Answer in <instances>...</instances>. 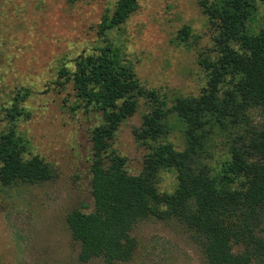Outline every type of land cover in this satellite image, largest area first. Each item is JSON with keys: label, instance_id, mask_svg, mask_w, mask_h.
<instances>
[{"label": "trees", "instance_id": "trees-1", "mask_svg": "<svg viewBox=\"0 0 264 264\" xmlns=\"http://www.w3.org/2000/svg\"><path fill=\"white\" fill-rule=\"evenodd\" d=\"M264 4V0H259ZM202 11L214 26L216 54L201 57L207 70L206 87L198 96H178L171 106L153 89H146L120 48L107 38L96 53H80L74 70L64 63L59 76L72 80L76 96L101 111L103 122L91 129L93 151L90 194L93 210H72L66 223L79 243L78 259L95 258L107 264L132 257L136 239L133 224L142 218H174L193 232L209 264H264V14L258 22L257 0H201ZM138 8L137 0H117L99 24V33L119 28ZM189 28L180 29L181 40ZM19 88L7 108L10 123L0 132V182L40 183L53 177L41 156L24 158L26 140L13 120L21 115L20 101L30 95ZM142 97L149 111L134 135L149 142L138 174L125 169V158L109 148L121 122L132 116ZM257 107L261 121L250 128L249 111ZM175 116L184 148L165 140ZM11 121V122H10ZM239 127V142L214 170L202 158L215 135ZM161 169L176 172V187L159 191Z\"/></svg>", "mask_w": 264, "mask_h": 264}, {"label": "rangeland", "instance_id": "rangeland-1", "mask_svg": "<svg viewBox=\"0 0 264 264\" xmlns=\"http://www.w3.org/2000/svg\"><path fill=\"white\" fill-rule=\"evenodd\" d=\"M116 1L0 0V132L10 124L6 111L17 90H31L19 99L22 113L13 123L26 140L23 157L37 154L53 169V177L40 183L0 182V264H107L100 258L81 262L79 243L66 223L74 209L93 210L90 135L103 119L101 111L76 96L71 78L59 76L62 63L74 70L78 54L96 53L107 38L120 48V58L140 84L155 90L168 106L176 97L198 96L206 87L208 72L198 60L216 54V31L201 0H137V10L102 36L100 21ZM257 4L256 26L264 14V4ZM184 26L189 33L181 40ZM148 111L149 103L140 97L136 112L121 122L111 140L108 152L124 157L130 174L142 170L149 150V142L134 135ZM248 114L244 127L261 121L259 108ZM170 121L165 140L181 150V125L175 116ZM241 131L229 127L215 135L202 163L216 170ZM176 183L171 169H161L155 178L159 191L171 192ZM131 234L136 239L132 257L113 264H209L193 232L174 218H142Z\"/></svg>", "mask_w": 264, "mask_h": 264}]
</instances>
